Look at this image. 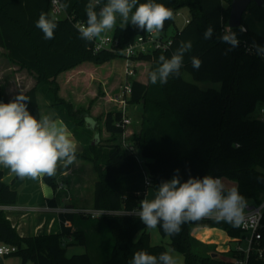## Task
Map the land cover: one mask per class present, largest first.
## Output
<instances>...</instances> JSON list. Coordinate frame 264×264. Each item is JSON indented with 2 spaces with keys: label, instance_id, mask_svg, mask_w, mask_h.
<instances>
[{
  "label": "trees",
  "instance_id": "obj_1",
  "mask_svg": "<svg viewBox=\"0 0 264 264\" xmlns=\"http://www.w3.org/2000/svg\"><path fill=\"white\" fill-rule=\"evenodd\" d=\"M51 1L0 0V48L7 52L11 62L35 77L36 86L24 93L30 97L27 102L30 114L40 118L37 98L41 96L56 119L68 126L77 143L93 155L89 161L99 176L94 186L93 208L127 212L139 209L147 189L138 162L122 149V141L117 142L126 131L122 111H110L105 115L103 130L112 138L104 146H96L97 140L92 141V132L81 127L80 120H76L86 111L75 109L61 96L59 81L84 65L100 67L123 60L124 48L148 33L131 23L122 27L118 16L112 35L117 44L111 50L94 53L93 43L80 38L77 26L86 23L85 6L89 0H59L68 5L64 9L66 15L57 19L55 39L45 40L35 22L41 12L51 16ZM232 1L156 0L174 13V18L165 22L160 33L170 46L165 52L157 50L141 54L137 59L151 63V67L147 82L133 79L131 92L125 97L128 106L142 108L140 126L128 142L144 159L143 167L152 180L153 189L162 181L170 180L179 169L183 180L190 174L198 177L212 175L232 181L248 202L258 205L264 200V124L255 114L258 108L264 107V60L247 53L246 47L252 46L254 41L264 46V37L247 29L243 20L249 13L257 22L264 23V0L262 6L255 3L249 6L242 19L246 31L232 30L237 33L239 47L225 54L229 45L222 43L219 37L230 19ZM184 9L188 10L189 19L179 29L175 20ZM210 25L214 34L206 40L203 34ZM188 40L192 41L193 47L184 56L180 75L169 77L164 85H153L150 72L158 66L159 57L171 58L179 44ZM193 56L202 60L198 71L192 67ZM185 73L196 83H220L221 88L203 91L186 82ZM63 83L65 86L69 84ZM14 98L6 99L4 103ZM3 179L4 173L0 171V208L15 206L18 193ZM43 181L55 191L58 189L55 177L45 176ZM49 205L56 207V199ZM100 220L114 242L109 258L101 263L94 262L91 257L88 230L78 227L73 231L79 225L74 215L60 216L61 234L22 238L5 211L0 209V245L16 247L14 255L20 258L21 264H130L136 251L159 255L166 250L164 246L151 245L148 229L139 218L106 216ZM65 222L71 225L66 226ZM206 226L223 230L231 241H239L242 237L239 228L213 220L186 223L173 237H168L161 228L157 229L162 238L170 240L168 246L182 255V264H232L231 259L242 258L234 250L227 254L228 258H220L215 246L199 243L193 233ZM63 237L72 240L65 245ZM68 247H84L86 253L69 257ZM260 247H264V218ZM214 254L217 257H213ZM249 264H264V254L259 258L258 254L252 253Z\"/></svg>",
  "mask_w": 264,
  "mask_h": 264
},
{
  "label": "clouds",
  "instance_id": "obj_2",
  "mask_svg": "<svg viewBox=\"0 0 264 264\" xmlns=\"http://www.w3.org/2000/svg\"><path fill=\"white\" fill-rule=\"evenodd\" d=\"M66 9L68 5L62 4ZM97 8L99 10H97ZM86 23L78 26L82 40L92 42L101 38L103 33L116 27L117 17L122 27L131 23L149 34L159 35L165 22L174 18L173 10L156 0H89L85 6ZM35 26L44 34L45 40L55 39L58 27L57 17L41 12ZM246 29L240 26V32ZM214 28L210 25L203 38L211 39ZM222 43L229 45L225 54L239 47L237 33L226 30L219 37ZM192 41H182L171 58L161 55L158 66L150 72V82L164 85L169 77L179 76L184 56L192 49ZM257 55L264 58V46L255 41L252 44ZM193 69L199 70L202 60L191 58ZM30 97L22 93L8 103L0 102V166L10 169L20 179L38 180L42 177H54L58 168H68L77 159V141L64 121L41 115L39 119L30 114L27 102ZM84 122L94 127L95 121L85 116ZM150 185V181L146 180ZM139 195V193H137ZM247 200L237 187H226L219 177L189 174L183 180L179 169L170 180L162 181L156 188L154 198L142 199L137 211L140 221L150 230L158 227L168 237L178 235L182 226L189 222L205 218L225 222L233 227H247ZM130 264H182L174 249H167L159 255L145 250L136 251Z\"/></svg>",
  "mask_w": 264,
  "mask_h": 264
},
{
  "label": "rangeland",
  "instance_id": "obj_3",
  "mask_svg": "<svg viewBox=\"0 0 264 264\" xmlns=\"http://www.w3.org/2000/svg\"><path fill=\"white\" fill-rule=\"evenodd\" d=\"M249 14V13H247ZM189 12L184 9L180 12L175 20L177 28L181 29L185 25V21L189 18ZM264 25V23H262ZM264 28V26H263ZM113 31L103 33L101 37H112ZM264 35V29L262 31ZM140 62V61H139ZM142 63L137 67V75L133 79H137L142 82H147L148 80V70L151 67V63ZM139 64V63H138ZM133 79H128L129 82ZM184 80L188 83L198 86L201 90L206 91L209 89L220 90V83H196L192 77L188 74H184ZM63 81H67L69 84L65 86ZM126 81L125 65L124 60H116L105 66L96 67L92 65H84L80 70L78 69L74 73H71V77H66L60 79L61 91L60 94L67 101L71 102L75 109L82 108L86 113H82L76 120H80L81 127H86L92 132V141L97 140L95 145L104 146L109 143L111 138L103 130V122L105 115L110 111L121 110V105L115 102L116 96L120 94V88L124 85ZM71 94V96H70ZM78 96H75L77 95ZM70 96V97H69ZM40 100L42 105L44 101ZM142 108L139 105H130L126 107V113L131 119L132 124L126 129V139L137 131L141 120ZM88 116L93 121H95L94 127H89L84 122V117ZM257 115L255 114V117ZM123 138L118 137L117 142L121 141ZM116 141V140H115ZM93 156L87 149L79 143L77 147V159L74 164L70 165L68 168L60 167L58 168L57 174L54 176L57 181L56 191L60 197L70 198V202L75 204L77 208L91 209L93 208V196H94V186L98 180V174L95 170L94 164L89 161V158ZM226 187H237L236 183L229 181L227 179H222ZM156 189L150 188L147 191L146 199L154 198ZM248 204L250 202L247 201ZM78 220L79 225L74 228V231L78 227L88 230L90 253L94 262L101 263L107 260L111 254L113 248V238L106 227V225L101 220L90 221V219H82L79 215H74ZM54 227L50 228V233H36L31 236L22 238H36L42 235H56L58 232L54 231ZM151 245L153 246H164L167 249H171L167 243V240L161 237L158 229L150 230ZM193 236L197 241L203 245L215 246V251L218 253L220 258H228V253L235 250L237 243L231 241L223 230L216 227H201L194 231ZM63 244L67 245L70 242V237H63ZM242 247L245 248L246 244L243 242ZM72 247L67 248V255L71 256ZM176 254H179L175 251ZM179 256L182 259L181 254ZM5 264H21L20 258L16 255H11L4 258ZM27 264H33L31 262Z\"/></svg>",
  "mask_w": 264,
  "mask_h": 264
},
{
  "label": "built area",
  "instance_id": "obj_4",
  "mask_svg": "<svg viewBox=\"0 0 264 264\" xmlns=\"http://www.w3.org/2000/svg\"><path fill=\"white\" fill-rule=\"evenodd\" d=\"M61 3L59 0H52L51 1V11L52 14L59 19L60 17L65 16V10L61 7ZM186 23H188L186 21ZM82 23H78L77 26H79ZM230 29L228 24L224 27V31ZM232 31V29H230ZM93 48L94 53H98L102 50H111L114 45L117 44V42L112 37H101L94 41ZM170 46V42L164 41V39L161 37V34L154 35V34H147L145 37H139L136 39L134 44H130L127 47L124 48L122 51V56L124 60L125 65V74H126V81L124 85L120 88V94L116 96L115 102L119 103L121 105V111L123 113V124L127 127L131 126L132 121L128 117L126 113V107L128 106L125 100V97L128 93L131 92L132 87V81L129 82L128 79H133L137 75V67L139 61L137 60L138 57L141 54H150L153 51H163L165 52L168 47ZM247 53H250L252 55H255L256 57L264 60L261 56L257 55L255 52V49L252 48V46L246 47ZM256 118L259 119L264 124V107L258 108L256 112ZM122 149L129 154V156H133L144 175V184L145 188L150 189L152 187V180L146 173L144 169L145 161L141 157L140 153L137 151V148L134 147L132 144L128 142V139H126V131L122 136ZM146 180L150 181V185L146 183ZM146 198V195L144 199ZM1 210H5V207H1ZM50 211V209H48ZM139 209H135L133 211L127 212V211H107V210H97L94 208L91 209H83V208H69L63 206L62 208H57L52 210L51 212L58 214V216L62 215H79L80 217H83L85 219L90 220H100L106 216H132L139 218L138 215H136L137 211ZM263 218H264V200L261 204L258 205H248L247 215H246V224L247 227H239V230L242 232V237L235 241L237 243V247L234 251L238 252L242 255V258H234L231 259L232 264H249L250 257L252 253L258 254L259 258H262L264 254V247H260V241H261V231L263 229ZM202 220H213L212 218H205ZM65 225L68 226L69 223L65 222ZM245 242L246 247H242V243ZM17 252V248L14 246L9 245H0V257L6 258L11 255H14Z\"/></svg>",
  "mask_w": 264,
  "mask_h": 264
},
{
  "label": "crops",
  "instance_id": "obj_5",
  "mask_svg": "<svg viewBox=\"0 0 264 264\" xmlns=\"http://www.w3.org/2000/svg\"><path fill=\"white\" fill-rule=\"evenodd\" d=\"M50 12V14L53 15V12ZM243 23L247 29L264 37L262 33L264 25L257 22L250 14H246ZM141 64L142 63L139 62L138 67ZM67 76L71 77V73H69V75L67 74ZM65 83H67V81H65ZM35 86L36 80L34 75H31L27 70L11 62L7 57V52L3 48H0V102L4 103L6 99L13 98L20 93L24 94ZM75 96H78V94ZM37 99L41 108V115H48L52 119H56L55 113L47 107L44 100H42L44 103L42 105L40 104L42 97L38 96ZM77 145L79 146V143H77ZM0 171L4 173V177L13 174L10 169L4 168L3 166H0ZM10 185L11 188L18 193V202L15 206L5 207L4 211L8 220L12 223L13 227L16 228L21 237L31 236L38 232L49 234L51 227H54L53 229L56 233L58 232L61 234L60 217L58 214L51 211L62 208L63 206L69 208L73 206L77 208L74 203L69 201L70 198H58V192L45 184L43 177L38 180H32L28 178L20 179L15 176ZM53 199H56V207L49 205V202ZM251 204L250 202L248 205ZM48 209H50V211ZM71 240L72 238L70 237V241ZM164 240H167L166 244L170 241L168 238ZM70 252L71 256L80 255L86 253V249L84 247H72Z\"/></svg>",
  "mask_w": 264,
  "mask_h": 264
},
{
  "label": "water",
  "instance_id": "obj_6",
  "mask_svg": "<svg viewBox=\"0 0 264 264\" xmlns=\"http://www.w3.org/2000/svg\"><path fill=\"white\" fill-rule=\"evenodd\" d=\"M255 3L258 6L263 5V0H233L231 3L230 19L228 21V26L230 29H238L242 26V19L244 14L247 12L249 6ZM15 178L14 174L4 177L3 182L10 185ZM73 208V206H72ZM213 257H217L216 254ZM0 264H4L3 258L0 257Z\"/></svg>",
  "mask_w": 264,
  "mask_h": 264
}]
</instances>
